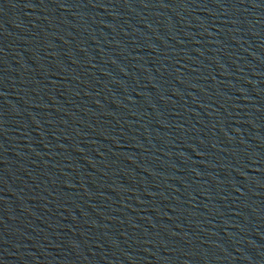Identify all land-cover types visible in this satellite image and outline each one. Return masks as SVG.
Returning <instances> with one entry per match:
<instances>
[{"label":"water","instance_id":"95a60500","mask_svg":"<svg viewBox=\"0 0 264 264\" xmlns=\"http://www.w3.org/2000/svg\"><path fill=\"white\" fill-rule=\"evenodd\" d=\"M0 264H264V0H0Z\"/></svg>","mask_w":264,"mask_h":264}]
</instances>
